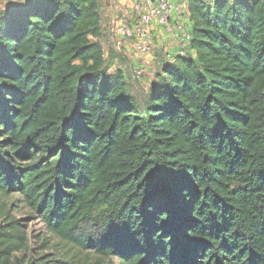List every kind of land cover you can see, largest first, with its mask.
Segmentation results:
<instances>
[{"label": "trees", "instance_id": "trees-1", "mask_svg": "<svg viewBox=\"0 0 264 264\" xmlns=\"http://www.w3.org/2000/svg\"><path fill=\"white\" fill-rule=\"evenodd\" d=\"M182 2L188 44L140 103L99 0L1 9L0 264L61 263L14 255L12 194L95 264H264V0Z\"/></svg>", "mask_w": 264, "mask_h": 264}, {"label": "built area", "instance_id": "built-area-1", "mask_svg": "<svg viewBox=\"0 0 264 264\" xmlns=\"http://www.w3.org/2000/svg\"><path fill=\"white\" fill-rule=\"evenodd\" d=\"M183 0L174 6L172 0H134L132 16L129 20L115 22L110 28L111 38L117 51H122L131 45L136 55L149 54L153 50L152 31L161 30L167 37L176 42V47L171 53H166V58L172 52L183 54L189 41L188 23H177L172 17L175 10L177 17L185 12ZM145 68H134L130 73L132 80L139 82L143 79Z\"/></svg>", "mask_w": 264, "mask_h": 264}, {"label": "rangeland", "instance_id": "rangeland-1", "mask_svg": "<svg viewBox=\"0 0 264 264\" xmlns=\"http://www.w3.org/2000/svg\"><path fill=\"white\" fill-rule=\"evenodd\" d=\"M17 1L19 0H0V11L8 5V3H17ZM116 2L118 3V1ZM121 20L124 21L125 17ZM121 61V64H124V69L127 71L128 91L133 94L140 103L144 99L143 91L145 86L150 81L149 75L152 73L156 74L157 67L155 69L153 67L151 68L152 72L150 71L148 78H146L147 73L144 72L143 79L136 82L131 79L130 72L142 64L131 63L128 53L122 54ZM107 64H110V62H107ZM4 200L8 205L12 203L10 207L11 213L15 218L21 219L23 225L22 229L27 234L29 249L14 253V255L20 258L24 263L38 256H45L43 260H48L50 263H52L54 259H59L61 261L60 264H95V255L93 253H87L85 250H78L71 244L48 233L37 216H30L31 211L25 207L19 195L12 194ZM111 260L115 262L116 258L113 257ZM105 262H107V260H103V263Z\"/></svg>", "mask_w": 264, "mask_h": 264}, {"label": "crops", "instance_id": "crops-1", "mask_svg": "<svg viewBox=\"0 0 264 264\" xmlns=\"http://www.w3.org/2000/svg\"><path fill=\"white\" fill-rule=\"evenodd\" d=\"M116 1H118V3ZM133 1L134 0H99V12L101 16L102 29V35L99 38V41L101 42L102 47L105 51V56L109 59V69H121L125 74L126 82H128V76L126 69H124V64H121L122 54L128 53L131 63L142 64L141 66L145 67V73H147L146 78H148V74L150 73L151 68L153 67L155 69L158 61L163 59L166 53H171V51L176 47L175 41L167 37L161 30L154 29L152 31L153 50L151 53L145 55H136L130 44L123 48L122 51H117V49L114 47L113 39L111 38L110 28L115 22L121 21V19H123L124 17L125 20H129L131 17H133ZM172 3L174 6H177L179 4V0H172ZM177 14L178 13L173 10L172 18L174 20L176 19L177 23L186 24V22L188 21L186 14L180 13L178 17ZM153 76L154 73L150 74V79L153 78ZM147 87L148 83L143 91L144 95L147 92Z\"/></svg>", "mask_w": 264, "mask_h": 264}]
</instances>
